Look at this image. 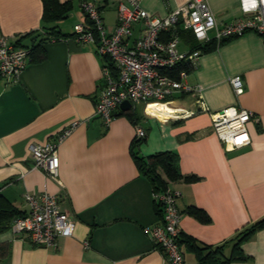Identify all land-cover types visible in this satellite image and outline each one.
I'll use <instances>...</instances> for the list:
<instances>
[{
    "label": "crops",
    "instance_id": "crops-1",
    "mask_svg": "<svg viewBox=\"0 0 264 264\" xmlns=\"http://www.w3.org/2000/svg\"><path fill=\"white\" fill-rule=\"evenodd\" d=\"M66 1V0H60ZM58 23L66 37L38 42L42 36V0H0V36L31 46L41 54L30 60L15 81L0 76V206L26 211L24 193L57 194L62 209L73 214L74 231L54 246L33 245L8 226L0 231L6 253L0 264H168L144 231L161 221L152 196V181L135 156L171 151L180 177L167 184L181 191L180 247L183 264H200L187 239L197 245H223L245 226L264 217V38L254 31L210 40L188 81L202 86L208 110L229 105L251 109L250 144L225 150L211 127L208 111L192 94L176 96L173 115L163 117L140 102L118 106L106 124L94 113L104 85L105 58L92 42H78L72 25L85 20L79 0ZM98 3L107 29L114 28L115 0ZM186 0H139L140 6L164 16ZM218 21L242 14L239 0H207ZM113 16L107 18L109 10ZM43 53V54H42ZM43 55V56H42ZM239 75L244 92L236 95L229 78ZM131 110L132 115L127 111ZM157 115V116H156ZM77 125L61 140L58 134ZM136 125L145 136L137 140ZM140 139V138H139ZM56 141L58 180L35 168L29 144ZM188 176H192L186 178ZM203 217H198L195 211ZM87 241V244H84ZM245 259L222 264H264V226L241 242Z\"/></svg>",
    "mask_w": 264,
    "mask_h": 264
},
{
    "label": "built area",
    "instance_id": "built-area-1",
    "mask_svg": "<svg viewBox=\"0 0 264 264\" xmlns=\"http://www.w3.org/2000/svg\"><path fill=\"white\" fill-rule=\"evenodd\" d=\"M115 2L112 30L107 29L100 6L92 0H79L85 20L72 25L74 38L81 43H94L97 53L105 58L104 85L94 102V113L107 124L123 100L132 105L140 102L144 111L151 114L147 112L150 105H171L176 96L192 94L198 108L184 114L208 111L211 127L225 150L250 144L247 122L254 118V112L240 105L208 110L202 99V86L188 81L189 70L197 66L202 49L184 43L181 34L191 33L199 45L212 39L218 43L246 31L264 38V0H239L242 14L229 21H218L207 0H186L164 16L148 12L139 0ZM30 58L29 47L0 36V76L7 82L18 78ZM229 81L236 95L244 92V81L239 75L231 76ZM76 125L77 121L71 122L57 139L61 140ZM136 136L137 139L145 136L139 125ZM56 145L54 140L30 143L29 153L33 167L58 180ZM152 196L161 221L145 226L144 231L164 253L168 264H183L184 254L179 244L181 191L168 185L164 190H152ZM23 197L27 210L12 219L13 232L23 233L33 245L45 247L54 246L60 235L73 234V214L61 208L57 194L25 192Z\"/></svg>",
    "mask_w": 264,
    "mask_h": 264
},
{
    "label": "trees",
    "instance_id": "trees-1",
    "mask_svg": "<svg viewBox=\"0 0 264 264\" xmlns=\"http://www.w3.org/2000/svg\"><path fill=\"white\" fill-rule=\"evenodd\" d=\"M42 36L39 37L38 42L40 43L49 39H58L66 37L68 34L63 33L58 29V23L65 19L69 12L72 9V1H60V0H42ZM74 35V33H72ZM181 38L184 43L191 45L193 47H199L203 50L209 46V41L205 44L199 45L192 34L189 32H182ZM15 44L27 46L25 44H20L18 40ZM37 44H32L27 46L30 48V60H37L41 58V54L37 53L35 50ZM43 54V53H42ZM43 56V55H42ZM128 115H132V111H127ZM141 139H137L134 144L138 145L141 142ZM140 171L148 176L152 181V190L159 191L164 190L168 184L167 181L176 180L180 177V174L177 170L175 163V155L171 151H161L155 154H151L147 157L144 156H135ZM192 176H188L189 178ZM158 209V207H157ZM160 212V210L158 209ZM25 211H16L8 206H0V231L8 226L9 220L14 218L17 215H23ZM198 217H203L202 212L195 211ZM264 226V217L256 220L255 222L245 226L237 234L232 237L229 241L232 242V252L226 256L223 253L222 246H208V245H197L193 240L187 239L186 242L193 248L198 261L200 264H222L228 263L231 260H241L245 259V255L241 250V242L246 240L256 229ZM182 242L179 237V244ZM6 253L5 246L0 244V255Z\"/></svg>",
    "mask_w": 264,
    "mask_h": 264
},
{
    "label": "bare ground",
    "instance_id": "bare-ground-1",
    "mask_svg": "<svg viewBox=\"0 0 264 264\" xmlns=\"http://www.w3.org/2000/svg\"><path fill=\"white\" fill-rule=\"evenodd\" d=\"M153 109L161 114L163 117H167V116H170V115H173V113L175 112V108L169 104H165V103H156V104H153ZM151 114H153L152 112H150ZM155 115V114H153ZM157 116V115H156Z\"/></svg>",
    "mask_w": 264,
    "mask_h": 264
},
{
    "label": "water",
    "instance_id": "water-1",
    "mask_svg": "<svg viewBox=\"0 0 264 264\" xmlns=\"http://www.w3.org/2000/svg\"><path fill=\"white\" fill-rule=\"evenodd\" d=\"M120 108H122V109H129L131 106H132V104H131V102L130 101H128V100H123L121 103H120Z\"/></svg>",
    "mask_w": 264,
    "mask_h": 264
},
{
    "label": "rangeland",
    "instance_id": "rangeland-1",
    "mask_svg": "<svg viewBox=\"0 0 264 264\" xmlns=\"http://www.w3.org/2000/svg\"><path fill=\"white\" fill-rule=\"evenodd\" d=\"M111 10H112V9H110L109 12H108L107 14H105V15H107V16H106L107 18H110L111 16H113V15H112L113 12H111ZM174 99H175V98H174ZM136 104H138V103H136ZM172 105H173V104H172Z\"/></svg>",
    "mask_w": 264,
    "mask_h": 264
}]
</instances>
